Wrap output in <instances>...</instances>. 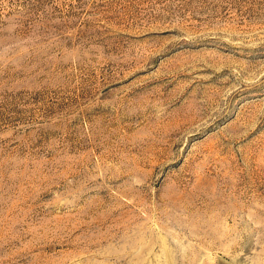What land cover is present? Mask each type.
<instances>
[{
    "label": "rangeland",
    "instance_id": "rangeland-1",
    "mask_svg": "<svg viewBox=\"0 0 264 264\" xmlns=\"http://www.w3.org/2000/svg\"><path fill=\"white\" fill-rule=\"evenodd\" d=\"M0 264H264V0H0Z\"/></svg>",
    "mask_w": 264,
    "mask_h": 264
}]
</instances>
